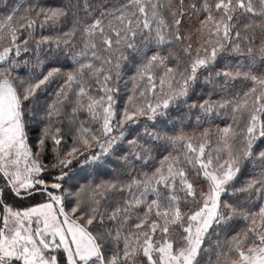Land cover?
Segmentation results:
<instances>
[{"label": "snow or ice", "instance_id": "obj_1", "mask_svg": "<svg viewBox=\"0 0 264 264\" xmlns=\"http://www.w3.org/2000/svg\"><path fill=\"white\" fill-rule=\"evenodd\" d=\"M0 264H264V0H0Z\"/></svg>", "mask_w": 264, "mask_h": 264}]
</instances>
